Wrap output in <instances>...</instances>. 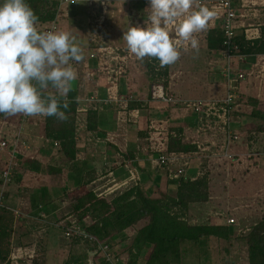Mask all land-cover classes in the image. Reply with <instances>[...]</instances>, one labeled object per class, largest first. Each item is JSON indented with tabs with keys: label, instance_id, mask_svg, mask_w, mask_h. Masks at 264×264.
<instances>
[{
	"label": "trees",
	"instance_id": "1",
	"mask_svg": "<svg viewBox=\"0 0 264 264\" xmlns=\"http://www.w3.org/2000/svg\"><path fill=\"white\" fill-rule=\"evenodd\" d=\"M26 2L39 17V30L45 31L57 16L61 0H26ZM95 33V37H97L99 32L96 31ZM224 41L225 34L220 27L206 32L205 46H207L209 54L215 53L222 56ZM106 42H99L96 45L90 43L88 47L93 46L98 49L99 46H106ZM234 42L238 46L239 52L245 55V58L247 56L248 58L250 56L255 57L259 54L264 55V26L261 27L259 39L247 40L242 31L240 33L237 31ZM126 51L127 48H119L117 52L120 55H125ZM73 64L77 65L78 63L73 62ZM138 64L142 72L148 77L149 98L148 100L131 98V100H128L127 111L138 110L141 116L146 114L151 119L149 122L168 117L166 114H163L162 118L158 116V119L156 115L150 117L149 114L152 108L148 102L151 100L150 87L152 84H164L168 88L171 67L160 68L157 60L150 61L148 59L143 62L138 61ZM97 65H99L98 61L94 68L99 70ZM101 76L103 79L100 78ZM98 78L100 80L105 79L107 84L105 73L101 72ZM122 83L121 79L120 94H123ZM95 91L96 89H93L92 93ZM104 93L107 97L106 90ZM97 97L99 100H104L101 93ZM67 99L70 102L69 107L68 109H62L68 116L65 121L57 120L55 117L33 119L24 115L10 117L0 115V125L7 127L10 125L11 127L7 130H11L15 134L17 132L21 134V140H26V137H28L23 132L28 131L30 124L41 121L40 125H42L44 131L43 139L47 145L39 148L36 153L31 155V158L22 154L17 156L18 166L14 171L13 183L19 182L23 178V172L41 174L49 176L51 183L39 188L40 196L50 195L49 188L54 190L53 197L45 199L46 203H43L42 200L37 206L38 199L37 201L32 199L31 204L27 207L28 214L23 215L21 218L16 217L13 207L8 206L6 202L4 205L2 203L0 207V264H10L11 252L15 246L33 250L34 255L30 259L31 262L29 261L30 264H46L47 250L54 246H60L58 244L63 239L71 242V245L81 244L83 249L75 250L73 248L67 250V256L64 259H62L60 253L61 257L58 264H109L106 258L99 261L100 253H103L104 256L110 254L111 262L114 264H123L124 258L114 250V245L118 240L120 242L125 241L124 239L128 240L126 231L132 228H137V230L129 249L131 250L130 255L133 252H136L137 255L142 254L145 258V262L142 264H184V260L191 253L196 256V254L203 252L201 248L207 247L210 237L220 239V243L226 242L225 251L228 253H230L234 241H243L247 248V263L264 264V214L250 228L239 229L238 234L236 219L229 214L227 216L224 214L222 217L226 219L227 224L218 225L203 219L194 220L198 215L199 217L202 216L197 212L199 209H206L207 211L209 207H221L219 203L211 201L214 189H216L215 195L222 193V196H224V191L227 192V195L229 192L227 186L222 188L216 186V183L221 180H218V178L211 179L212 172L209 168L208 159L202 160L201 166L190 175L187 172L190 169L188 165L182 166L180 163L172 161L167 164H156L155 168H160L163 171L161 173L165 181L163 184L161 180L154 181L150 175L147 177V174L143 173V176L140 174L141 172L135 161L140 148H142V144L138 143L137 146L129 147L122 154L125 161L120 166L126 170V175L124 177L117 175L116 181L121 184L128 181L130 179V168L138 171L139 180L128 181L127 185H123L113 192L105 193L106 187V190L102 187L97 189L96 187L100 183L96 182L112 170L106 171L107 169L104 167H97L89 162V157L84 158V162H82L83 158L80 155L86 154L87 151L82 142L88 135L95 139H105L107 124H104V119L100 117V107L106 109L108 107L115 108L116 106L115 111L118 112L119 106L118 104L96 103V109H88L86 114H82L85 115V118H83L78 113L81 104L78 101L80 97H78L77 90L72 89L68 93ZM186 102L187 99H182L180 102L163 104H167L170 111L180 109L186 114L193 113L186 109ZM117 112L115 113V120L118 124ZM193 114L198 118V115ZM81 120H83L81 125H85V128L81 126L79 128ZM138 124L139 121L129 123L127 126ZM256 131L264 132V124L258 126ZM150 132V128L138 129L134 137L137 141L138 139L148 140L151 135ZM170 132L168 153L193 155L199 151L197 145L185 139L182 128L172 127ZM0 133L2 134V129H0ZM1 137L5 141L9 139L5 137V133ZM81 137H84L83 140ZM15 138V136L10 137V140L14 141ZM56 147L60 148L63 156L55 164H45L42 158L51 157L54 159L52 152ZM148 150L151 160H159V153L157 155L151 152L150 148ZM4 152L8 153L7 150ZM152 154H156L157 159L153 158ZM128 161L131 162V167H127ZM186 167L187 169H185ZM55 177L58 181L55 180ZM221 179L225 180V178ZM148 180L152 183L149 184ZM36 194L33 196L36 197ZM15 210L17 209L15 208ZM214 213H217V211ZM214 215L218 217L220 212H218V215ZM230 218L235 219L234 224L227 222ZM192 221L196 222L192 223ZM40 227H43V232H41ZM56 228L62 233L49 236V230H55ZM30 229L34 230L35 233ZM15 232L20 235L21 239L29 234V242L22 243L20 239L15 242ZM34 235H36L38 241L31 242ZM52 236L53 238H51ZM230 244L231 246H229ZM61 250L60 248L59 251ZM132 262L126 264H132Z\"/></svg>",
	"mask_w": 264,
	"mask_h": 264
},
{
	"label": "rangeland",
	"instance_id": "2",
	"mask_svg": "<svg viewBox=\"0 0 264 264\" xmlns=\"http://www.w3.org/2000/svg\"><path fill=\"white\" fill-rule=\"evenodd\" d=\"M131 0V2H127L125 0L120 1V3L124 4L125 7L121 8L122 10V14L120 13V16H126L124 17V19H120V16H118V23H120L119 21L121 20V30H123V28H128L131 26V17L129 16L131 13L137 12L135 9V1ZM78 2L80 3V6L83 8V12H82V16L80 15L78 17V21L79 23H81L82 25V30L84 31H80L78 32L77 29L81 28H77L75 30V32H77L76 35V39L78 41L79 44H81V46L84 49L85 52V60L83 62L78 63L77 65H74V67L77 69L78 72V78L76 81L73 82V86L72 89H76L78 94L81 95L80 98H82L85 94H89L90 92L93 91V89H96V93L97 90H99V88L102 86V84H104L105 79L104 80H100L98 78V75L104 71L107 72L108 70V61H101V63L99 64V70L94 68L96 66V63L98 60H91L90 59V54L97 53V49L94 48L93 46L88 47V45L91 43V45H96L99 42H105L108 39V35L109 32L111 31L113 24L112 22H110L111 19V11L114 9H118L119 6V0H111V1H106V5L108 7V11H107V19L102 20L101 22H103V24H101V26H97L96 21H93L92 24H90V20L86 21L84 16H87L86 13L88 14L89 8L90 6L93 4L91 0H80ZM139 2V0H138ZM0 3H3V1L1 0ZM71 4H75V3H68L67 6L71 5ZM78 5V3H77ZM242 5H247V2H242ZM149 7V4L147 5ZM256 6H259V4H256ZM68 8V7H67ZM86 11V12H85ZM115 11V10H114ZM117 12V11H116ZM118 13V12H117ZM137 14V13H135ZM147 18V13L144 14V21ZM125 20L126 24H123V21ZM138 21V20H135ZM61 22V21H60ZM58 23L59 29L58 30H63V28L61 27V23ZM95 22V23H94ZM140 23V21L137 22ZM144 23V22H143ZM70 24H72V22H70ZM141 24V23H140ZM143 24H141L140 26H142ZM144 26V25H143ZM70 27V26H69ZM68 27V28H69ZM98 28V29H97ZM70 29V28H69ZM98 31L99 33L97 34V37H95V32ZM68 32H71L73 35H75L74 30L71 29ZM100 34V35H99ZM205 35H206V31L200 32L198 34H196L197 39L199 40V51H195L193 49L191 50H187V51H183L182 49V55L180 60L170 66L171 67V71H170V75L171 73L173 74V79L171 82V87L169 89V86L167 89V91L170 90L171 92H176L178 93L179 91V95L183 96V97H189V98H206V97H211L212 94H210L208 92V87H203L202 83L198 80L201 77L205 76V75H209L210 76V70H214L215 68V61L216 59H213V55L215 58H218V55H215L214 53L209 54L207 51V48L205 46ZM94 38H96L94 40ZM113 46H116L115 44H113ZM107 47V46H106ZM104 47V48H106ZM93 48V49H92ZM110 50V49H108ZM99 52V51H98ZM108 58V52L107 51H103ZM132 67L133 63H136L138 67V61L136 59V57L132 54ZM214 61V63L210 62L209 64H207L210 60ZM129 61V60H128ZM137 61V62H136ZM126 67V65H125ZM126 69V68H125ZM140 69V67H139ZM137 70V68H136ZM101 71V72H99ZM141 71V72H140ZM139 73L142 76L143 74V79H148L147 75L145 73L142 72V70H140ZM138 72V71H137ZM211 73L213 74L214 71H211ZM127 75V74H126ZM126 75H124L122 78H124ZM102 78V76L100 77ZM213 78H218V77H211ZM219 80V79H218ZM252 81V80H251ZM241 82V81H240ZM146 83V84H145ZM240 84V83H239ZM256 86H258L256 83H254ZM142 88L140 87L141 92L143 93V95L145 97H147V99L149 98V85H148V81H142ZM140 85V86H141ZM239 87V86H238ZM105 88V87H104ZM238 93V91H237ZM239 94V93H238ZM126 95V94H125ZM124 95V99L127 101L128 97L131 100V98L136 97L133 94H129V95ZM137 98V97H136ZM157 104L160 107V117L162 118L163 116V110L166 109L165 104H163L161 101H159L158 103H154V102H149L148 104ZM115 108H117L115 106ZM115 108L114 107H108L106 110V112L108 113V118H109V123L108 125H112L113 121L111 122V120L114 118V113H115ZM105 111L104 107H100V116L101 113ZM154 108L151 109L149 116L150 117H154L156 114L154 113ZM173 113H171L168 115V119L166 118H162L161 120L155 121L152 125L154 128L153 130V136L156 134L158 135L160 133V131H162L163 129H160V126H167L168 123H170V127H176V120L179 118V120H183V115H181V112L179 111H172ZM79 114H86V113H79ZM155 114V115H152ZM172 114V115H171ZM180 114V115H179ZM189 114V113H187ZM122 115V114H121ZM176 115V116H174ZM83 118H85V115H82ZM103 116H107L106 114H104ZM139 116H141L140 112H139ZM138 116V117H139ZM183 116V117H182ZM137 117V118H138ZM107 118V119H108ZM82 119V118H81ZM148 119L149 117L146 116V114H142L140 121L138 119H133L134 122L135 121H139V125L142 126V129H147V123H148ZM85 120V119H84ZM125 120L124 117L120 118L119 121V125L117 127V129H111V131H108L109 134H107L106 138L104 140H98V139H94V137H92L91 135H88L86 137L85 140V144L82 142L83 146L86 148L87 151L90 155H89V162L95 164L97 167H107V170H110L112 168V166L116 163V165L119 167L120 164L122 162L125 161L124 157H123V153H125L128 149L127 146V142L126 140L128 139V137H130L129 139V144H131L130 147H133L136 145V141L133 137V134H129L132 131L133 132H137L138 128H134L131 129V131H129L130 129L128 128L127 125H125V123L123 121ZM234 121V119H233ZM188 124H191V121H186ZM41 121L38 122H34V124H30L29 129H28V133L26 131H24L23 133L25 135H28V137H26V140L24 139H20V135L18 132V134L14 133V135L12 134V131H8L7 128H4V131H2V134L0 133L1 136H4L5 133V137L6 138H10L15 136V140L14 143H11L13 145V149H15V155L17 156L18 154H22L23 156H28L31 158V155H33L34 153H36V151L39 150V148L44 147V145H47L46 143H44V131L42 128V125H40ZM81 124H83V120L80 121V126L82 128H85L86 126H82ZM255 125L254 123L252 124V126ZM257 125V124H256ZM138 126V125H137ZM165 126V127H166ZM183 127V125H181ZM158 128V129H156ZM240 129V127L238 126V130ZM115 130V131H114ZM243 131V130H242ZM195 138L194 139H201V138H205V135H202L200 133H198V129L197 126L195 127ZM159 136V135H158ZM118 137V139H117ZM82 140L84 137H81ZM117 139V140H116ZM10 140V139H8ZM111 140V141H110ZM112 140H115L116 145H113L114 143H112ZM31 142H32V146H31ZM139 142V141H138ZM144 142V141H142ZM235 142L232 143V145ZM142 144V148H140L139 154L143 155L146 154L145 152V143H141ZM9 145V143H8ZM9 145V148L12 146ZM111 146L113 147H117L118 149H120V152L118 150V153H116L114 150H112ZM12 147L10 149L7 150V157L6 155L4 156V158L2 159L3 162H0V173L3 172H10L9 175L11 176V180L4 184V181L2 180V174L0 175V197H1V202H0V207L3 203H5L4 200V196L5 195H10V197H12L15 200V203L12 204L9 201H6V204L8 206H11L14 208L16 217L21 218L23 215L28 214V209L27 207H29V203L31 202L32 199H34L35 201H37V206L39 203H41V201L43 200V203L45 202V199H51L53 197L54 194V190H52L51 188H49V193L50 195H46L49 197H42L40 196L41 192L40 191V187L43 185H46L48 183H51V178L49 176L46 175H39V174H31V173H25L23 172V178L19 181V182H15L13 183V176H14V171L16 170L17 166H18V161L17 158H15V155H13V152L11 151ZM86 151V152H87ZM93 152V153H91ZM120 152V153H119ZM200 153V152H198ZM97 154V155H96ZM251 154V153H250ZM63 154L62 152H60V148L56 147L53 152H52V157L54 159H52L51 157L49 158H42V160L44 161L45 164H55L57 162H59V158L62 157ZM81 156V155H80ZM104 159L103 161H98L99 158ZM153 158L157 159V155L156 154H152L151 155ZM199 156V155H197ZM82 157V156H81ZM87 157V154L85 156V159ZM196 157V156H195ZM195 157H183V158H179L178 160H176L178 163H180L182 166H186L188 165L189 172L192 171V169H195L194 166H199L201 163V160L199 159H195ZM224 159H226L225 161H223ZM228 160V161H227ZM83 162V159H82ZM120 162V163H119ZM151 167L152 169H155L156 167V162L153 160H151ZM115 165V167H116ZM210 167L213 170H217V171H225L228 174V177H223L221 176L220 178H218V180H221L220 182H217L216 186L219 187H223V186H227L229 189L228 195L227 192L224 191V196H222V194H219L220 197L223 199V205L222 207H209L208 210L206 211V209H199L197 212L202 214L201 217L194 219L196 221H199V219H203L207 220L211 223L214 224H225L226 223V219H223L221 214L224 215L226 214V216L229 214L230 216L234 217L236 219V223L238 224L236 226V231L238 234V230L239 229H246V228H250L254 223H256L260 217L263 216L264 214V171H261L262 168H264V156H252V154L250 156H245L242 157L241 160L239 161H234L231 162L230 158L224 157L219 159H214L210 161ZM187 169V167H186ZM157 171H161L160 169H157ZM125 172V171H124ZM156 171H151L152 174H155ZM111 172H109L107 175H104L100 181H105V180H109V182H107V188L112 186V181H113V176L110 174ZM126 173V172H125ZM147 177H149L150 171L147 172ZM254 178L253 174H256ZM161 173H156L154 176H151L152 179H154V181H159L161 179H164V176L160 175ZM229 174H233L232 178L230 177ZM221 178H225L221 179ZM234 178V181H233ZM55 180L58 181L57 177H55ZM258 181L263 182L261 184L258 183ZM152 182H150L149 180V184H151ZM237 185V187H235ZM106 188V189H107ZM232 189V190H231ZM35 190H38L35 192ZM4 192V195L1 196V194ZM36 194V197L35 194ZM108 190H106L105 193H107ZM7 193V194H6ZM34 195V196H33ZM227 198V200H226ZM235 199V201L233 202L232 200ZM10 200V198H9ZM11 201V200H10ZM226 202V203H225ZM15 208L17 210H15ZM31 209V207H30ZM29 209V210H30ZM215 209V210H213ZM212 211V212H211ZM220 212V215H218V217L216 215L213 214V212ZM196 221H192L196 222ZM42 224V223H40ZM39 224V225H40ZM227 224V223H226ZM43 227H40V229H42ZM44 229L41 230V232H43ZM136 230L134 229L132 231H128V240L124 239L125 241L120 242V240L116 241L117 243H115L114 245V250L119 253L122 258H124V263L126 264L127 262L133 261L135 263L132 262V264H142L143 262H145V258L144 256L141 255H137L136 252H133L130 255V247L132 246V241L133 238L136 234ZM33 231L34 230H31ZM35 233V232H34ZM55 233L61 234L62 232L60 230H58L57 228L54 229H50L49 230V236L53 235ZM17 232H15V236H14V241L17 242V240L20 239V241L22 243H26L29 242L28 238H29V234L26 237H22V239L20 238V235ZM53 238V236L51 237ZM130 240V241H129ZM34 241H38L36 238V235H34V237L31 238V242ZM221 241H216L215 239H212L210 241V243L207 244V247H203L201 248V250L203 251L202 253L196 254V256H194L192 253L190 254V256H188L185 260H184V264H243V259H245L246 263H247V248H246V244L242 241H234L229 246H231L230 249V253L225 251V248L227 247V243L223 242L220 243ZM60 246H54L51 247V249L47 250L46 253H48L47 258H45V262L46 264H58L60 257L62 256V259H64L65 256H67V250L70 249H83V246L81 244H75V245H71V242H69L68 240H62L60 242V244H58ZM45 247V246H44ZM43 247V250H44ZM62 249L61 251H59V249ZM208 248V250H207ZM55 249H57L55 251ZM206 250L208 253H206ZM219 250V251H218ZM221 250V251H220ZM61 253V256H60ZM57 254V255H56ZM206 254H207V258H206ZM246 257V258H245ZM100 260H105V256L103 253L99 254V261ZM205 260V261H204ZM44 264V263H43Z\"/></svg>",
	"mask_w": 264,
	"mask_h": 264
},
{
	"label": "clouds",
	"instance_id": "3",
	"mask_svg": "<svg viewBox=\"0 0 264 264\" xmlns=\"http://www.w3.org/2000/svg\"><path fill=\"white\" fill-rule=\"evenodd\" d=\"M145 11L144 26L131 25L122 39L138 61L157 60L160 68L176 64L182 47L198 52L196 34L214 15L199 0H149ZM38 24L26 0L0 3V115L65 121L62 109L78 78L73 62H83L85 52L71 32L40 31Z\"/></svg>",
	"mask_w": 264,
	"mask_h": 264
},
{
	"label": "crops",
	"instance_id": "4",
	"mask_svg": "<svg viewBox=\"0 0 264 264\" xmlns=\"http://www.w3.org/2000/svg\"><path fill=\"white\" fill-rule=\"evenodd\" d=\"M78 1H80V0H68V1L61 0L57 16L55 17L53 22L50 23V25H49L50 27H48V28H51V26L55 25L57 27V29H59L58 23L61 21L60 23H61V27L63 28V30L69 31V30L73 29L74 33H75V35H74L75 37L77 35V32H75V30L77 28L81 27V28L77 29L78 32L84 31V30H82L83 29L81 26L82 24L79 23V21H78V17L83 12V8L80 6L81 2H78ZM91 1L93 2V4L90 6L88 14L86 13L87 16H84L85 20L91 21V20H94L95 18H97V21L101 22L100 21L101 19H103V20L107 19L108 7H107V10H104L102 8V6L100 5V3H101V1L106 2V1H111V0H91ZM120 1H123V0H119V3H120ZM125 1L131 2V0H125ZM251 1H255V2L260 4V6L258 7V9H259L258 14H257V16H253V15L249 16L244 22H245V24H254V25L260 26V32H261V27L264 26V0H251ZM242 2H243V0H234V4H235L236 8L241 9ZM68 3H75V4H71V5L67 6ZM77 3H78V5H77ZM97 6L101 7V8H97ZM123 7H125L124 4L120 3L118 6V9H114L115 11L114 10L111 11L110 22H112L113 27H112L111 31L109 32V34L107 33L109 40H107V42H106V46H107L106 48H108L110 50L112 49L111 54H114V55L116 54V56L119 55V57L125 58L123 61H120V63L124 62L125 65L129 68L128 74L124 78H122V82H123L122 83V92H123L122 95L133 94L138 99L148 100L147 97H145L140 90V87L142 88V85H141L142 81L144 80L147 82L148 79H143L144 78L143 74H142V76L140 75V73H139L140 69H139V66L136 67L137 66L136 63H133V66L135 68H137V70L134 67H132V61H133V60H131L132 54H130L128 51H126L125 55H120V53L117 52L119 50V48H126V42L122 38H123L124 32L127 31L128 28H126V29L123 28V30H121L122 29L121 25H120L121 20L119 21L120 23H118V16H120V13L122 12L121 8H123ZM146 8H148L147 0H139V2H138V0L135 1V9L137 12L131 13L129 15L131 17V25L132 26H137L138 21H140V23L143 25L145 24L143 17H144V14L146 13V11H145ZM135 13H137V14H135ZM124 17H126V16H120V19H124ZM135 20H138V21H135ZM70 22H72V24H70ZM242 22H243V20H240V24ZM140 23H138L139 26L141 25ZM220 23H221V21L218 20V23H216L214 26H211L209 24L206 32L208 30L214 29L216 27L221 28ZM123 24H126L125 20L123 21ZM240 31H242L241 28L238 29L239 33H240ZM113 44H115L116 46H113ZM206 48H207V46H206ZM189 50H191L190 47H189L188 51ZM215 55H217V54H215ZM213 59H216L215 67H214L215 69L210 70V76L211 77H218V78L212 79L211 77L209 78V75H205V76L201 77L200 79H198L202 83L203 87H208V92L210 94H212L211 97L219 96V95L225 93V79L221 76V72L223 70V67L225 66V62L222 59V56H220L219 54H218V58H215L213 55ZM213 59H212V61L210 60L207 64H209L210 62L214 63ZM107 61H108V66L111 64L113 65L115 63V61L111 60L110 55L108 56ZM262 61H263V57L250 56V58L247 57L245 62H237L236 63L237 68L243 69L246 71V73H249V74H247V78L245 80L241 81L239 84V87L237 90L239 93V98L235 103L234 109L232 110V113H234L232 116L234 119L232 127L234 129V132H236L241 137V139L239 141L235 142L230 148V153L235 155L234 161H239L242 159V157H245L247 155L250 156L251 154H252V156L257 155L258 157L264 156V132H257L256 131V128L258 126L264 124V65H261ZM97 66L100 67V65H97ZM211 71H214V73L212 74ZM102 72H104V71H102ZM171 77L173 79L172 73L170 75V82L168 84L169 89L171 87V82H172ZM103 78H104V75H103ZM254 83H256L258 86H256ZM106 88H107V84H106V82H104V84H102V86L99 88V90H97V93H96V91L94 93L91 92V94L87 93L82 98L88 97V96L90 97L91 95H96V97H97V95L99 93H101V97L103 96L102 98L105 100L107 98V97H105V93H104ZM150 92H151V87H150ZM168 93H169V91H168ZM169 94L173 98L179 99V100L197 99V98H189V97L180 96L179 91H178V93H176V92L173 93L170 90ZM78 97H81V95L78 94ZM199 98H201V97H199ZM154 103H156V102H154ZM118 106H119V110H120L122 107H120L121 106L120 104ZM165 106H166V109L163 110V112H164L163 114L169 115L170 109L167 106V104H165ZM150 107L154 108V111H155L154 113L156 114V118L158 119V116H160L159 110H160L161 106H158L157 104L152 103L150 105ZM106 109H105V111H103L101 113L100 117L102 119H104V124H107L106 129H105L106 135H107V134H109L108 131H111L110 128L111 129H117L118 125H117V122L115 120V113L117 112L115 110H114L115 111L114 118L111 120V122L113 121V123H112V125H108L109 118H108V113L106 112L108 109L107 110ZM172 111H171V113H173ZM176 111L181 112V115H183L184 117L182 116L183 120H181V121L178 118L175 122L176 123L175 126L178 128H182L183 134H184L183 136L185 137V139H189V141L197 140V139H194L195 138L194 130H195V127L197 126L198 118H196V116L193 113L186 114L184 111H182L180 109L174 110V112H176ZM104 114H106L107 116H103ZM155 114H152V115H155ZM174 116H176V115H174ZM139 117L141 119V116H139ZM140 119H139V121H140ZM149 120H151V119H148L147 129L150 128L151 132L153 133L152 129L154 127L150 124H153L155 121H158V120H153L151 122H149ZM186 121H191L192 123L188 124ZM253 123L255 125L252 126ZM169 125H170V123H168L167 126L165 125L166 127L160 126V129H163L160 132H163L165 130L170 131L171 127ZM181 125H183V127ZM238 126L240 127L239 130H238ZM9 127H11V126L9 125L7 127L5 125H0V129H2V131H4V128L9 129ZM128 128L130 129L129 131H131V129H134V128H138L139 130H145V129H142V126L139 124H138V126L137 125H135V126L129 125ZM156 129H158V128H156ZM8 131H10V130H8ZM12 134L14 135L13 132H12ZM129 134H133V137H134V135L136 133L132 131ZM13 135L11 138H13ZM117 139H118V137H117ZM129 139H130V137H128V139L126 140V142H127L126 147H128V149L131 146V144L128 143ZM134 139L136 141L135 146H137L138 143L140 144V143L148 142L146 139L145 140L138 139L139 142L136 140L135 137H134ZM98 140H104V139L99 138ZM9 141L11 143H14V141H12V140H7V142L9 144H11ZM142 141H144V142H142ZM83 143L85 144V140H83ZM223 143H224V138L222 137V134L217 133V132H213V133L210 132L207 134V136L205 138H201V145L203 147V150L200 151V153H198L199 152L198 151L197 153L191 155L192 158L196 156L194 158V160L199 159V160H201V163H202V160L208 159L209 168L212 172L211 173V175H212L211 179L220 178L221 176L226 177V178L228 177V174L225 171L213 170L210 167V161L214 160V159H218V157H216V155L222 153V151H223L222 144ZM113 145H116V143H114ZM116 146L115 147L111 146V148L116 153H118V150L120 151V149L117 148L119 146H117V147ZM135 149H136V147H135ZM4 151H6V150H4ZM4 151L0 149V162L1 163L3 162V160H2L4 158L3 155H7V153ZM148 151L149 150L147 148H145L146 154H143V155L138 154V157L135 159L136 165L139 168V171L141 172L140 174L143 176V173L148 174L147 173L148 171H150V174H149L150 176H154L156 173H163L162 169H160V168L152 169V167H151L152 162H151L150 156L148 155V153H149ZM88 152H90V151L85 152L87 154V157H89V155H90ZM91 153H93V152H91ZM86 154L83 153L81 155L83 158V162H84V158H85ZM197 155H199V156H197ZM17 156L15 155V158H17ZM103 160L104 159H102L100 156L98 161H103ZM225 160L226 159H224L223 161H225ZM234 161L231 160V162H234ZM128 163H129V161H128ZM201 163L199 166H201ZM115 165H116V163L112 166V168H111L112 171L110 173L113 176V180H117V175L120 177H122V176L124 177L126 175V173H125L126 170H124V168H122L121 166L118 167L117 165L115 168ZM198 167L194 166L195 169H192L191 172H189V170H188L187 172L190 175V173L197 171ZM106 169H107V167H106ZM157 169H160L161 171H157ZM151 171H156V172H155V174H152ZM261 171H264V168H262ZM1 174L2 173H0V175ZM160 175L162 176V174H160ZM229 175L232 178L233 174H229ZM255 175H257V173L253 174L254 178H256ZM263 178H264V176H263ZM233 180H234V178H233ZM107 182H109V180H105V181L98 180L96 183H100V184H98V187H96V188L100 189L102 187V188H104V190H106L105 187L107 188ZM258 182H260V181H258ZM161 183H163V184L165 183L164 179H161ZM215 193H216V189H214V194H212V196H211V201L213 203H219L220 206L222 207L223 199L220 197V195H215ZM9 198L11 201L9 200ZM4 200H5V202L9 201L12 204L15 203V200L12 197H10V195H8V194L6 196H4ZM226 200H227V198H226ZM232 201H235V199H233ZM29 204H31V202ZM217 213H214V214H217ZM196 218H198V216ZM203 220H204V218H203ZM204 221H207V220H204ZM135 229H137V228H135ZM132 230H134V228L129 229L128 231H132ZM128 231H126V235H128ZM212 239H215L216 241H220V239H217L215 237H210L208 239V242L210 243V241ZM207 250H208V248H207ZM207 250H206V253H208ZM242 261H243V264H248V263H246L245 259H243Z\"/></svg>",
	"mask_w": 264,
	"mask_h": 264
},
{
	"label": "built area",
	"instance_id": "5",
	"mask_svg": "<svg viewBox=\"0 0 264 264\" xmlns=\"http://www.w3.org/2000/svg\"><path fill=\"white\" fill-rule=\"evenodd\" d=\"M68 1V0H65ZM243 2H247V5H242L241 9L236 8L234 4V0H199V3L205 7H208L210 10L214 11V15L209 21L211 26H214L218 23V20L221 21V29H223L225 34V41H224V50L222 51L221 55L225 62V67L223 69V76L227 81V86L229 89L233 88V84L237 80H242L245 78V73L241 70H237L235 67L236 61L237 62H245L244 55L239 52L238 46L234 42V37L239 28L242 29V33L247 40H256L260 38V26L254 24H245V20L253 15L257 16L258 14V7L260 6L259 3L251 0H243ZM93 3V2H92ZM149 4V0H147V5ZM259 4V6H256ZM100 5L104 10H107V5L105 1H101ZM97 8H101L98 7ZM101 19L100 21H102ZM240 20L243 22L240 24ZM57 27L55 25L51 26V28L47 29L46 31H57ZM183 49V47H182ZM189 49V48H188ZM102 51H107L108 53H112V49L108 50V48L103 49ZM258 57H263L262 65H264V56L258 55ZM117 64L120 66L116 69H108L107 70V80L109 83L107 93L108 98L107 100H99L95 96H90L86 98H80L78 101L80 102V107L78 109V113H86L88 109L93 108L96 109L95 104L104 102V103H118L122 101V97L118 94V78L125 72L124 69V62L125 58L119 57V55L113 58ZM158 89H162V96H160L157 91ZM152 98L153 99H162L165 102H172V98H167L164 92L163 86L160 85H153L151 90ZM233 96L228 93L225 98H218V99H196L192 101L186 102V109L198 115L201 120L206 121L209 123L214 121L216 124H222L227 126L229 123V116L231 114V102ZM118 113V120L121 117H124V121H128L131 119H135L139 116V111L134 110L132 112H128L126 109H122L117 112ZM122 114V115H121ZM123 121V120H122ZM205 127L206 124H203ZM111 141V140H110ZM148 142L146 148H150L151 152H157L161 149H164L163 139H159L156 137H152ZM112 143H115L112 140ZM12 145V144H9ZM8 142L5 141L0 135V149L1 150H8L12 147L13 155H15V149H13V145L9 148ZM156 164H167L169 161L166 157H160L159 160L155 161ZM174 162V161H172ZM131 167V162L127 164V167ZM10 172H3L2 173V180L4 184L8 183L11 180V176L9 175ZM139 180V174L136 169L130 168V179L128 181H136ZM128 181L118 183L116 180L112 181V186L108 187V192H113L116 189L121 188L123 185H127ZM3 193L1 194V196ZM1 202V197H0ZM223 217V215H221ZM229 224H234L235 219L230 218L227 220ZM34 252L33 250L26 249L21 246H15L12 249L11 257H10V264H30V259L33 258ZM106 261L109 264H114L111 262V255L106 254ZM30 261V262H29Z\"/></svg>",
	"mask_w": 264,
	"mask_h": 264
},
{
	"label": "bare ground",
	"instance_id": "6",
	"mask_svg": "<svg viewBox=\"0 0 264 264\" xmlns=\"http://www.w3.org/2000/svg\"><path fill=\"white\" fill-rule=\"evenodd\" d=\"M93 21H96L97 23H95V24H97V26H101V24H103V22H98L97 21V18H95L94 20H91L90 21V24H92L93 23ZM98 29V28H97ZM104 47H106V46H99V48L97 49V53L96 54H94V53H91L90 54V59L91 60H98V63L100 62L101 63V61L103 60V61H106L107 60V55L102 51L103 49H106V48H104ZM99 51V52H98ZM110 55V57H111V60L112 61H115L113 58L116 56V54L114 55V54H110V53H108V56ZM261 55V54H260ZM261 56H264V55H261ZM248 57V56H247ZM257 57H258V55H257ZM244 58H245V55H244ZM223 59V58H222ZM247 58H245V60H246ZM99 63V64H100ZM236 63H237V61H236ZM262 65V64H261ZM120 65L119 64H117L116 62L112 65H109L108 67V69H116V68H118ZM140 67V66H139ZM225 67V66H224ZM224 67H223V69H224ZM235 67H236V64H235ZM126 68V69H125ZM237 68V67H236ZM124 69H125V72L118 78V94H119V96L120 97H122V101L121 102H118V103H115V102H112V103H104V102H100V103H104V104H120L121 106L120 107H122L120 110H124V109H128L127 107H128V100H130L129 99V97H128V100L126 101L125 99H124V95H122V94H120V91H119V85H120V81H121V77H123L124 75H126V74H128V71H129V68L126 66L125 67V64H124ZM141 70V69H140ZM237 70H241V71H243L244 73H245V78L244 79H242V80H237V81H235V83L233 84L234 86H233V88L232 89H229L228 88V86H227V81H226V79L224 78V76H223V72H221V76L225 79V93H223V94H221V95H219V96H215V97H206V98H203V99H218V98H225L226 96H227V94L228 93H230L232 96H233V98H232V102H231V109L233 110L234 109V106H235V103H236V101L238 100V98H239V94L237 93V90H238V86H239V83H240V81H243V80H245L246 78H247V74H249V73H246V71L245 70H243V69H240V68H237ZM223 71V70H222ZM103 73H105V75H106V80H107V72H103ZM260 75V74H259ZM153 85H160V86H163V88H164V92H165V95H166V97L167 98H172V102H169V103H176V102H180L181 100H179V99H175V98H173L169 93H168V91H167V89H166V87L164 86V84H152L151 85V90H152V86ZM108 86H109V83H108V80H107V89H108ZM107 89H106V93H107ZM157 93L160 95V96H162V94H163V92H162V89H158V91H157ZM92 96H95L96 97V95H92ZM84 98H86V97H84ZM96 98H98V97H96ZM107 98H108V93H107ZM107 98L105 99V100H107ZM192 100H196V99H188L187 101H192ZM103 101V100H102ZM158 102V101H162L163 103H168V102H165V101H163L162 99H153L152 98V94H151V100H150V102ZM149 103V102H148ZM119 110V111H120ZM232 110H231V114H230V116H229V123H228V125L227 126H225V125H222V124H216L214 121H211V122H209V123H206V121H204V120H201L199 117H198V120H197V129H198V133H200V134H202V135H207L208 133H213V132H217V133H220V134H222V137L224 138V143L222 144V147H223V151H222V153L221 154H217L216 155V157H219L220 159L221 158H224V157H227V158H230L232 161H234V158H235V155L234 154H232V153H230V148H231V146H232V143L233 142H237V141H239L240 139H241V137L236 133V132H234V129H233V117H232ZM136 119H140V117H138V118H136ZM138 120L137 121H135L134 122V120L133 119H131V120H128V121H123L124 123H125V125H128L129 123H137L138 122ZM117 121H118V125H119V121L120 120H118L117 119ZM203 124H206V126L204 127L203 126ZM169 134H171V132L170 131H168V130H165V131H163V132H160L158 135H154L153 136V134H151L150 136H149V138H148V140H150L152 137H156V138H159V139H163L164 141H163V144H164V149L162 150H160V151H157V152H154V153H156L157 155H158V153L160 154V155H158L159 156V158L160 157H166L169 161H174V162H177L176 160H178L179 158H183V157H188V156H191V155H184V154H176V153H168V146H169ZM187 140H189V139H187ZM192 142H193V144H195V145H197V147H198V149H199V152L200 151H202L203 150V147H202V145H201V139H198V140H192ZM155 161V160H154ZM187 166V165H186ZM186 169V168H185Z\"/></svg>",
	"mask_w": 264,
	"mask_h": 264
}]
</instances>
